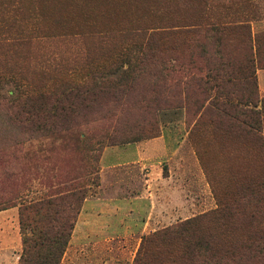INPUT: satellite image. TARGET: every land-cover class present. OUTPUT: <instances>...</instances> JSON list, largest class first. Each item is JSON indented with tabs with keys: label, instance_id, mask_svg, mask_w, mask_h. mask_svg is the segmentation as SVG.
<instances>
[{
	"label": "rangeland",
	"instance_id": "obj_1",
	"mask_svg": "<svg viewBox=\"0 0 264 264\" xmlns=\"http://www.w3.org/2000/svg\"><path fill=\"white\" fill-rule=\"evenodd\" d=\"M194 1L0 0V8L28 9L27 17L37 28V33L32 34L36 38L23 49L21 57L10 55L8 65L17 72L23 71V77L35 86L46 80H51L48 83L51 87L56 86L55 81L68 82L66 78L84 65L91 46L108 54V45L116 51L129 45L121 36L132 25L150 28L178 25L193 13ZM240 1H222L225 6L219 9L214 1L208 9L213 16L222 10L221 21L225 23L248 22L253 38L264 33V0H250L245 10L238 9L242 6ZM254 4H259L257 13L253 11ZM238 10L241 13L235 12ZM235 36L234 41L223 46L225 55L235 63L233 70L228 69L230 78L218 80L224 87L213 89L210 83L191 89L187 101L186 92L181 98L168 92L170 105L146 100L150 103V109H146L136 103L149 87L153 74L157 82L158 70H154L146 75L136 93L117 102L110 97L105 107L80 114L89 121V127L102 126L104 134L112 133V126H117V130L111 143L104 140L98 162L99 186H92L93 193L77 218L64 256L65 264H134L144 237L211 213L234 198L247 197L245 201L254 202L256 197H264V123L254 133L233 115L219 110L226 94L231 98L249 94L253 88L248 78L251 72L258 84L260 100L264 101V67L257 62L252 68L237 66L245 53L240 40L246 39V33ZM180 41L157 43L158 47L173 49L158 52V56L181 59V63L188 61L193 54L183 45L176 46ZM156 91H162L160 86ZM15 93L14 87L7 85L3 94L12 97ZM2 114L0 111V139L6 141V146L2 144L0 152L5 151L11 159L15 134ZM58 143H54V148ZM142 146L148 155L139 160L134 152ZM52 147L49 139L33 140L26 143L24 151L39 152ZM54 152L37 153L38 157L25 160L31 189L27 193L29 199L61 192L66 182L81 173L79 156L60 148ZM9 158L0 163V182L9 178L14 167ZM246 187L257 188V196H245ZM3 212H0V249L9 248L13 259L14 254L22 253L19 208Z\"/></svg>",
	"mask_w": 264,
	"mask_h": 264
},
{
	"label": "trees",
	"instance_id": "obj_2",
	"mask_svg": "<svg viewBox=\"0 0 264 264\" xmlns=\"http://www.w3.org/2000/svg\"><path fill=\"white\" fill-rule=\"evenodd\" d=\"M214 1L217 9L225 6L222 4L225 0H195L190 17L175 26L132 25L121 36L129 45L117 51L108 45V54H104L91 46L80 70L75 69L66 78L68 82L55 81L56 86L52 87L48 85L51 80L37 86L29 84L23 71L9 67V56L21 57L23 49L36 38L32 34L37 33V28L30 23V16L27 17L28 9L21 6L0 8V63H3L0 67V111L15 134L11 145L14 167L9 178L0 182V212L19 208L22 253L18 264H61L84 202L93 193L92 186H99L98 162L106 143L104 140L112 142L117 126H112V133L104 134L102 126L89 127V121L81 118V113L105 107L110 97L117 102L136 93L146 75L154 70H158L157 82L153 74L145 90L148 91L141 93L136 103L146 109H150L146 100L170 105L172 99L166 97L168 92L179 98L186 92L184 100L187 101L191 89H200L210 83L213 89L224 87L225 84L218 80L230 78L228 69L233 70L235 63L225 55L223 46L225 42L234 41L233 37L240 32L246 33V39L240 40L245 53L237 66L252 68L257 62L264 67V33L253 38L248 22H222V10L213 16L208 9L209 3ZM250 2L240 1L242 6L238 9L245 10ZM254 7L257 13L259 4ZM170 39H180L176 46L187 47L193 56L183 63L181 59L158 56V52L173 50L169 46H157ZM248 78L253 85L249 94L236 98L223 95L225 100L219 110L233 115L242 125L258 133L256 127L264 123V101L260 100L254 73H249ZM7 85L16 90L14 96L3 94ZM157 86L162 91L157 92ZM148 95L151 98L146 99ZM43 139H49L53 147L39 152L24 151L27 142ZM0 141V146H6V141ZM55 142L59 143L54 148ZM56 148L79 156L81 173L66 182L61 192L29 199L27 193L31 189L25 160L34 159L37 153L45 151L53 154ZM0 156L2 164L5 157L9 158L5 151H1ZM244 192L245 196H257V188L246 187ZM245 198H234L211 213L144 237L134 264H264V197H256L254 202L245 201Z\"/></svg>",
	"mask_w": 264,
	"mask_h": 264
},
{
	"label": "crops",
	"instance_id": "obj_3",
	"mask_svg": "<svg viewBox=\"0 0 264 264\" xmlns=\"http://www.w3.org/2000/svg\"><path fill=\"white\" fill-rule=\"evenodd\" d=\"M145 149L146 148L143 146L137 147V149L134 152L135 158H138L139 160L145 158L148 155V154L146 155V153L144 152ZM8 250H9V248L0 249V264H18L21 253L14 254V256L12 257L13 259H11V256L9 255ZM18 250H19V248H18ZM65 261H66V258H64L62 264H65Z\"/></svg>",
	"mask_w": 264,
	"mask_h": 264
}]
</instances>
